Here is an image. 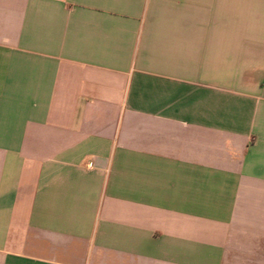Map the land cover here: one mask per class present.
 Segmentation results:
<instances>
[{"label": "crops", "instance_id": "1", "mask_svg": "<svg viewBox=\"0 0 264 264\" xmlns=\"http://www.w3.org/2000/svg\"><path fill=\"white\" fill-rule=\"evenodd\" d=\"M0 264H264V0H0Z\"/></svg>", "mask_w": 264, "mask_h": 264}]
</instances>
